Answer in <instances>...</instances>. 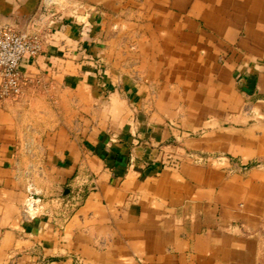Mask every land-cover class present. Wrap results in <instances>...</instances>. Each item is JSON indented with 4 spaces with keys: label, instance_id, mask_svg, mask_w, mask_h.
<instances>
[{
    "label": "crops",
    "instance_id": "1",
    "mask_svg": "<svg viewBox=\"0 0 264 264\" xmlns=\"http://www.w3.org/2000/svg\"><path fill=\"white\" fill-rule=\"evenodd\" d=\"M75 1L0 0L43 49L0 104V264H264V0Z\"/></svg>",
    "mask_w": 264,
    "mask_h": 264
},
{
    "label": "built area",
    "instance_id": "2",
    "mask_svg": "<svg viewBox=\"0 0 264 264\" xmlns=\"http://www.w3.org/2000/svg\"><path fill=\"white\" fill-rule=\"evenodd\" d=\"M56 3L57 0H42V8L49 11L52 7H57ZM80 9H82L81 6L76 10ZM82 27L89 29V22L86 21ZM42 50V44L36 37L19 35L10 29L0 30V104L5 102L18 104L31 95L30 88L39 86L34 81L24 79L19 72V67L24 61L39 57ZM39 91L46 93L44 87H41ZM16 149L22 163L16 170V180L23 186L26 196L24 213L32 216L40 205L35 177L40 172L41 141L31 125L25 127L19 134Z\"/></svg>",
    "mask_w": 264,
    "mask_h": 264
},
{
    "label": "rangeland",
    "instance_id": "3",
    "mask_svg": "<svg viewBox=\"0 0 264 264\" xmlns=\"http://www.w3.org/2000/svg\"><path fill=\"white\" fill-rule=\"evenodd\" d=\"M58 1V0H57ZM75 1V0H74ZM57 4V3H56ZM79 6H81L82 7V5H80V1H75V2H72L70 5H69V8H68V10L72 13V19H76L78 16H79V14L78 13H80V12H82L83 13V16L85 15H87V18H88V22H89V19L91 18V14H90V12H88L87 14H85L84 13V10H83V7H82V9H80V10H76ZM53 8V7H52Z\"/></svg>",
    "mask_w": 264,
    "mask_h": 264
}]
</instances>
